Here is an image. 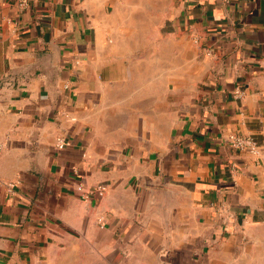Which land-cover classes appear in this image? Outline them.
Instances as JSON below:
<instances>
[{"label": "crops", "instance_id": "crops-1", "mask_svg": "<svg viewBox=\"0 0 264 264\" xmlns=\"http://www.w3.org/2000/svg\"><path fill=\"white\" fill-rule=\"evenodd\" d=\"M0 142V264H264V0H0Z\"/></svg>", "mask_w": 264, "mask_h": 264}, {"label": "built area", "instance_id": "built-area-1", "mask_svg": "<svg viewBox=\"0 0 264 264\" xmlns=\"http://www.w3.org/2000/svg\"><path fill=\"white\" fill-rule=\"evenodd\" d=\"M187 1H195V0H187ZM229 0H223V2H228ZM16 8L19 11L25 10L29 6V0H13ZM235 94L238 97H243L245 92L241 88H236ZM228 141L230 142L231 146L238 150H247L253 153H257L259 150L258 143L255 139L251 136L247 135H237L231 134L228 137ZM67 144V140L65 136L59 135L55 138V148L58 150L63 149ZM3 143L0 142V155L3 151ZM107 189L105 184H97L93 186H85L82 183H79L78 190L80 192L79 197L83 200H88L91 196L95 197H102ZM103 217L98 218V222L100 227H103L102 223Z\"/></svg>", "mask_w": 264, "mask_h": 264}, {"label": "rangeland", "instance_id": "rangeland-1", "mask_svg": "<svg viewBox=\"0 0 264 264\" xmlns=\"http://www.w3.org/2000/svg\"><path fill=\"white\" fill-rule=\"evenodd\" d=\"M49 264H60V262H51V263H49ZM67 264V263H66ZM69 264H71V263H69ZM86 264V263H85Z\"/></svg>", "mask_w": 264, "mask_h": 264}]
</instances>
